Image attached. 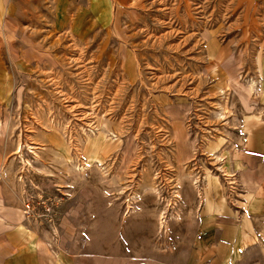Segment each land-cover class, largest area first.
Listing matches in <instances>:
<instances>
[{
    "label": "rangeland",
    "instance_id": "374dc122",
    "mask_svg": "<svg viewBox=\"0 0 264 264\" xmlns=\"http://www.w3.org/2000/svg\"><path fill=\"white\" fill-rule=\"evenodd\" d=\"M31 2L0 47V230L101 264H264V0Z\"/></svg>",
    "mask_w": 264,
    "mask_h": 264
},
{
    "label": "crops",
    "instance_id": "0c3cea01",
    "mask_svg": "<svg viewBox=\"0 0 264 264\" xmlns=\"http://www.w3.org/2000/svg\"><path fill=\"white\" fill-rule=\"evenodd\" d=\"M118 1V0H117ZM33 8L31 0H0V47L7 24H21L22 9ZM244 220V242L250 228ZM248 227V228H247ZM29 232L13 228L0 230V264H101L86 255H71L61 251L43 250Z\"/></svg>",
    "mask_w": 264,
    "mask_h": 264
},
{
    "label": "bare ground",
    "instance_id": "6f19581e",
    "mask_svg": "<svg viewBox=\"0 0 264 264\" xmlns=\"http://www.w3.org/2000/svg\"><path fill=\"white\" fill-rule=\"evenodd\" d=\"M252 89V88H251ZM239 93H240V96L242 97V98H244V100H246L247 99V97H248V90L247 89H241V88H239ZM205 183H206V193L204 194V197H203V199H204V202H205V206H206V209H207V211L208 212H212L213 211V206L211 205V203H210V200H209V196L211 195V192H213V180H212V177L211 176H207L206 177V179H205ZM246 185H247V188L248 187H250L249 189H250V193H252V194H254V195H252L251 194V197L252 198H258V196H259V194H257V190H256V186H257V184H255V183H253V182H251V181H247L246 182ZM212 213H214V212H212ZM216 213V212H215Z\"/></svg>",
    "mask_w": 264,
    "mask_h": 264
}]
</instances>
